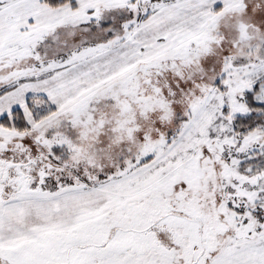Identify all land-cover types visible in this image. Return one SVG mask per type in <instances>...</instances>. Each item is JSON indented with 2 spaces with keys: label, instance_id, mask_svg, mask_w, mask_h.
I'll list each match as a JSON object with an SVG mask.
<instances>
[{
  "label": "snow or ice",
  "instance_id": "snow-or-ice-1",
  "mask_svg": "<svg viewBox=\"0 0 264 264\" xmlns=\"http://www.w3.org/2000/svg\"><path fill=\"white\" fill-rule=\"evenodd\" d=\"M0 264H264V0H0Z\"/></svg>",
  "mask_w": 264,
  "mask_h": 264
}]
</instances>
